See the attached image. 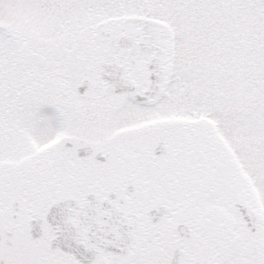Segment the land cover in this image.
I'll list each match as a JSON object with an SVG mask.
<instances>
[{
    "label": "snow or ice",
    "instance_id": "1",
    "mask_svg": "<svg viewBox=\"0 0 264 264\" xmlns=\"http://www.w3.org/2000/svg\"><path fill=\"white\" fill-rule=\"evenodd\" d=\"M0 264H264V0H0Z\"/></svg>",
    "mask_w": 264,
    "mask_h": 264
}]
</instances>
